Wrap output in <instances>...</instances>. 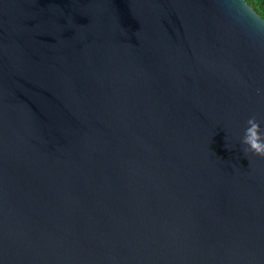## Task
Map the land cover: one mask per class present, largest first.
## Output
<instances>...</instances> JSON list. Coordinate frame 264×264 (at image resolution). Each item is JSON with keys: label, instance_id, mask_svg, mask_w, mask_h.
Wrapping results in <instances>:
<instances>
[{"label": "water", "instance_id": "water-1", "mask_svg": "<svg viewBox=\"0 0 264 264\" xmlns=\"http://www.w3.org/2000/svg\"><path fill=\"white\" fill-rule=\"evenodd\" d=\"M252 116L232 0H0V264H264Z\"/></svg>", "mask_w": 264, "mask_h": 264}, {"label": "clouds", "instance_id": "clouds-1", "mask_svg": "<svg viewBox=\"0 0 264 264\" xmlns=\"http://www.w3.org/2000/svg\"><path fill=\"white\" fill-rule=\"evenodd\" d=\"M232 3L237 19L243 20L257 32L264 31V0H232ZM246 124L248 126L241 140L246 146L243 151L264 158V133L261 132L259 122L252 116Z\"/></svg>", "mask_w": 264, "mask_h": 264}]
</instances>
